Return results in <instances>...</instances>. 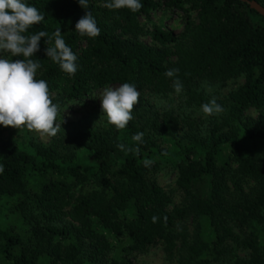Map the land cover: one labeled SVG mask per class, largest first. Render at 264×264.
<instances>
[{
    "label": "trees",
    "instance_id": "trees-1",
    "mask_svg": "<svg viewBox=\"0 0 264 264\" xmlns=\"http://www.w3.org/2000/svg\"><path fill=\"white\" fill-rule=\"evenodd\" d=\"M253 1L264 7V0ZM23 2L44 15L27 34L44 31L51 37L60 28L79 68L74 76L63 72L45 54L48 37L41 38L33 57L41 64L36 79L47 81L53 102L60 105L62 129L31 154L13 143L26 128L0 125V199L14 198L11 211L26 225L25 231L0 226V262L42 264L47 258L46 264H132L135 255L159 245L168 264H264V16L247 0H141L136 13L110 10L108 0H88V9L78 0ZM159 9L181 13L182 28L155 26L151 43L143 42L139 17ZM86 11L101 29L95 39L75 31ZM171 68L179 69L184 91L177 95L186 107L209 101L195 88L198 82L240 76L243 82L217 101L225 111L207 124L140 102L121 131L109 123L82 129L66 122L64 111L112 85L132 83L140 93L161 96L176 93L174 78L164 75ZM250 108L257 111L256 119H243ZM138 132L144 133L143 144L132 140ZM153 135H171L180 148L173 164L178 204L154 179L162 165L151 160L144 166L142 153L154 144ZM118 143L140 152L121 151ZM225 143L229 156L219 163ZM80 146L98 159L92 173L56 163L71 159ZM49 170L59 178L28 185L31 173ZM153 216L159 218L155 223ZM203 219L213 232L210 241L201 234ZM110 236L122 242L119 249ZM235 249L243 255H233Z\"/></svg>",
    "mask_w": 264,
    "mask_h": 264
},
{
    "label": "clouds",
    "instance_id": "clouds-1",
    "mask_svg": "<svg viewBox=\"0 0 264 264\" xmlns=\"http://www.w3.org/2000/svg\"><path fill=\"white\" fill-rule=\"evenodd\" d=\"M79 5L88 9V0H78ZM105 7L110 10L128 9L133 13L143 7L141 0H108ZM44 21V15L34 6H30L23 0H0V53L10 54L16 59L0 58V125L12 127L16 130L35 131L37 134L48 137H56L61 131L64 119H59L60 105L53 102L49 85L46 80L36 79L41 68L39 60H34L36 53L40 51L41 38L45 39L47 47L45 54L59 68L74 76L78 71V57L67 45L58 28L51 37L48 33L40 31L36 34H27L30 27ZM75 31L80 36L90 39L97 38L101 29L91 11H86L75 24ZM54 40V44H53ZM164 75L173 79V88L176 94L184 91L183 82L179 79V69H168ZM140 92L135 84L123 83L119 87H106L100 100L103 114L108 118V123L117 131L124 130L130 121L134 119V106L138 105ZM201 111L205 116L220 115L225 111L222 105L212 97L207 103L201 105ZM144 133L138 132L132 136L137 144H143ZM121 151L139 153V147L135 149L126 147L123 143L116 145ZM151 160H145L144 166L150 167ZM4 172L0 165V173ZM153 216V223L158 221ZM166 220V218H165Z\"/></svg>",
    "mask_w": 264,
    "mask_h": 264
},
{
    "label": "rangeland",
    "instance_id": "rangeland-1",
    "mask_svg": "<svg viewBox=\"0 0 264 264\" xmlns=\"http://www.w3.org/2000/svg\"><path fill=\"white\" fill-rule=\"evenodd\" d=\"M181 13L179 12H165L162 10L152 11L148 16H140L139 21L142 24L144 31L140 35V39L143 42L151 43L150 31L153 27H158L163 30H172L174 32L179 31L182 28ZM6 53H0V58H3ZM243 82V77H237L235 79L228 80L224 83H209L201 81L195 84V88L204 92L208 96V100L215 97L216 100H223L227 97L230 91L236 89ZM109 87H119L117 85H112ZM103 90L95 92L94 95L86 98L83 105H75L74 108L67 109L64 111L66 113V122L69 124H75L82 129L101 127L108 123V118L103 114L100 100ZM139 102L142 107L150 108L156 111L173 110L175 113L180 115L189 114L193 117L203 118L207 124V120L211 116H205L201 111V105L186 107L180 103V99L176 93H171L166 96L154 95L148 92L140 93ZM219 116V115H216ZM257 111L253 108L247 109L244 113L243 119H256ZM68 127V126H66ZM124 138H126L124 136ZM50 137L47 135L41 136L35 131H29L25 129L18 135L13 136V143L16 147L24 149L31 154H35V147L37 145L46 146L50 142ZM153 145L146 151L142 153V159L158 161L162 167L157 172L154 173L155 181L162 186L172 198L173 204H178L181 202V194L175 189V170L173 169L174 162L181 157L180 148L175 144L174 138L171 135H165L162 137H156L153 135ZM264 151V148H263ZM218 161L223 163L228 159L229 156V146L225 143L218 151ZM57 164L61 166H80L87 169L92 173L98 166V159L96 155L80 146L75 152L74 156L68 160H57ZM49 178L57 179L59 175L54 170H49L46 172H33L28 176V185L36 188L38 184L46 181ZM14 203V198L3 197L0 199V226L3 228H10L16 231H25L26 225L21 218L19 213L12 212L11 206ZM202 237L206 241H210L213 237V232L210 223L207 219H203L202 222ZM110 241L117 244V249L122 245V242L114 236H110ZM124 243V242H123ZM118 255V251H116ZM233 255L240 257L243 255L242 251L233 250ZM48 262L47 258L42 259V264ZM0 264H7L6 262H0ZM132 264H168L165 261L161 247L156 245L147 253L138 254L134 256ZM228 264L225 260V263Z\"/></svg>",
    "mask_w": 264,
    "mask_h": 264
},
{
    "label": "water",
    "instance_id": "water-1",
    "mask_svg": "<svg viewBox=\"0 0 264 264\" xmlns=\"http://www.w3.org/2000/svg\"><path fill=\"white\" fill-rule=\"evenodd\" d=\"M247 2H248V4L250 5L251 8H253L259 14L264 16V7L261 4L257 3L256 1H253V0H251V1L247 0Z\"/></svg>",
    "mask_w": 264,
    "mask_h": 264
}]
</instances>
